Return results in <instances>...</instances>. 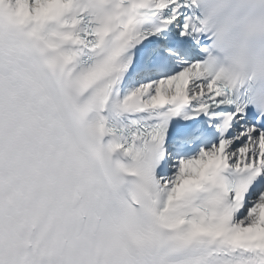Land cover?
Wrapping results in <instances>:
<instances>
[{"label":"snow or ice","instance_id":"obj_1","mask_svg":"<svg viewBox=\"0 0 264 264\" xmlns=\"http://www.w3.org/2000/svg\"><path fill=\"white\" fill-rule=\"evenodd\" d=\"M194 9L0 0V264H264V115Z\"/></svg>","mask_w":264,"mask_h":264},{"label":"clouds","instance_id":"obj_2","mask_svg":"<svg viewBox=\"0 0 264 264\" xmlns=\"http://www.w3.org/2000/svg\"><path fill=\"white\" fill-rule=\"evenodd\" d=\"M207 65L264 115V0H195Z\"/></svg>","mask_w":264,"mask_h":264}]
</instances>
